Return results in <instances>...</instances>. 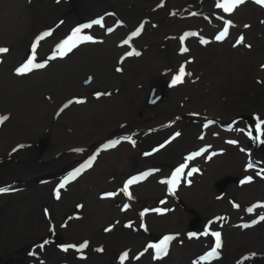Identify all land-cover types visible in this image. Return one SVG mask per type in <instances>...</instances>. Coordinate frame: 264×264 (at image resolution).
Wrapping results in <instances>:
<instances>
[{
	"label": "rangeland",
	"instance_id": "1",
	"mask_svg": "<svg viewBox=\"0 0 264 264\" xmlns=\"http://www.w3.org/2000/svg\"><path fill=\"white\" fill-rule=\"evenodd\" d=\"M14 1V4L9 9L25 7L27 8L24 10L26 13H32L33 7H31V4L35 3L37 0ZM68 1L71 5L64 6L67 7L66 12L63 13L62 16L57 15L48 21H54L60 17L53 26H46L43 24L39 30L37 28H31L28 32L25 31L30 27V25H28L22 32H19L21 28H17L13 31L6 32L2 36L0 35V48L7 49L5 52H0V64L4 62L7 67L9 66L12 53L14 52L13 46L14 43H16L24 49L28 48V46L31 48L21 54L17 51V55H15V59L19 56L15 67V72L19 78L25 80L26 76L39 72L43 67H33L30 71L25 73H18L17 69L27 63L30 58H34V64L44 65V51L39 48V45L49 34L57 30H60L62 33V45L65 46L64 51L66 53L64 55L68 54L71 56L73 53L76 54L77 44L81 42V39L83 37H92L93 35L84 34L88 31L84 30L87 28L84 26L87 24L90 17L87 18V15L82 16V14L77 11L76 8H78V4L74 2L76 0ZM103 1L107 3L111 2L112 4L115 0ZM194 2L195 0H191L190 4ZM65 3V0H52L48 5L49 7L53 5L62 7ZM176 3H178L176 0H159L158 5L165 10ZM181 3L182 2L176 5L179 6ZM5 4L8 3L5 0H0V19L4 24L12 26L14 21L10 22L9 18H4L5 14L1 9ZM218 4L224 6L218 7ZM227 4L228 0H200L197 2V6H195V11L192 12V15L182 18L183 22L182 24H178L177 29L175 28L172 30L170 25L164 20L159 22L157 26V28H161L165 31L169 28L167 31L170 32L169 35L172 40H176L178 44H186L189 47L187 50H183V55L179 56L177 63L172 64L171 62L168 69L173 71V73L167 76L169 80L167 83L169 84H166L172 91L170 92L171 95L169 93L171 99L170 103L173 107L177 105L175 108L180 109L181 112H170L166 115L159 112L156 121L148 119L145 112L150 113L152 110L151 107L160 103L164 104L169 99L164 96L162 91L164 86L151 84L148 89L146 100L143 95L140 102L141 104H139L135 110V119L138 120V123L130 120V127H128L129 122L124 119L129 118L130 115L126 114L122 119L124 122L115 127L119 132L107 133L108 135L105 136V138L94 143L89 150H80L78 148L80 145H71V148L67 151H65V148L63 151L64 157L60 163L63 169L56 175H52L53 173L50 172L55 169V167L48 168L49 160L41 159V157L45 156L42 153L48 150L56 140V133L53 131L58 126L62 128L65 139H76L78 137L77 134L79 131L76 134H69L67 130L68 126L71 124L68 118L70 120H75L74 118L78 114L79 109L74 107L81 104V99L85 101L88 99L85 98V96L92 95L94 98H100L102 103L103 101L115 97L120 90L118 85H123L125 82L124 76L134 72L133 65L138 64L139 61L141 62L145 54L149 53L150 58H153L152 60H159L165 56L163 53L156 50V48L161 47L156 46L161 43L159 38H154L152 40H145L144 38L155 30L148 28L144 31V25H151L154 20H145L146 24L135 22V25L129 27L126 23L122 24L120 21H117L116 17L109 18L107 15L109 14L108 12L105 14L108 19L107 21L102 16L92 17L93 20L100 21V23H96L95 31L102 33L108 32L106 35L112 33L111 41H113V39H118L116 38L118 29L125 30V33L120 36L118 42L115 43L117 49H115L116 53L112 55L114 61L112 68L109 70L102 69V71L109 73V79L111 78V80L109 82H101V86L97 88L93 84L96 82L95 78L90 79L88 76L83 77L79 84L84 87H91V90L82 89L79 91L77 88L73 89V87H70L67 91L62 92V97H57V102H53V100L50 99L51 96L43 93V91L38 92L37 94L42 95L51 103L53 102V105L49 109V116L41 115L39 121L27 125L26 122H24V124L21 123V127L16 131L19 134L13 137L12 140H2V138L4 139L5 136L3 135H6L7 132L11 131V129L17 125L16 119L20 112L17 114L13 113L12 110L8 108L9 103H5V112H0L1 115L7 117V119H4L3 122L0 123V152L2 149H8V152L0 156V163L8 165L13 161V165H9V167H14L20 162L21 166L18 167L20 174H30V176L25 178L28 182L33 181L39 185H47L46 181H52V193H50L55 196L57 202L61 200L72 187L77 185L80 179L87 178L97 172L99 174L96 178L99 186L98 184L86 186L83 188V192L88 194L87 190L90 188L100 189L96 197H93L91 207L93 209L96 202L98 204H104V201L109 200L110 209L105 212L107 221H96L95 224L91 226V230L88 231L90 235H86L87 237H85V235L72 236L73 239H70L74 242V249L70 252L82 253L86 258L80 259L78 264H156L160 261V255H157L156 245H159L165 237H171L167 242L165 258L169 256L172 248L175 246H182V244L187 242H194L201 247L198 250H194V257L188 264H213L218 261L219 264H253L252 261L256 259V254L263 253L264 246L260 244H248L244 242L239 246L237 245L238 242L236 241V244H234L231 238L224 239V235H235L234 232L245 231V229L251 231L256 227L264 228V219H261V217H264V123H261L259 140L256 139L257 132L255 130L257 123L264 121V114L261 113L264 109L260 110V108H254V111H251L247 116L237 114L223 121L218 120L216 122L212 121L210 117H214V114L222 115L219 109L217 108L214 112L212 106L209 105H206L205 108H201L200 104L203 102L202 99L194 98L192 103L195 105L196 110L183 106L182 101L180 104H177V94L189 88L186 85V82L189 80L193 81V89L209 84L214 96L222 95V102H229L232 100L233 96L230 95L228 100H225V97L229 94L223 91L224 76L217 72L208 71L202 63L208 60L215 67L217 65L218 68L226 71L230 69L231 62L234 68V59L236 58L237 52L242 47L247 49L245 55L253 58L256 50L260 49L259 46H252L250 41L242 38V33H245L252 25L249 23L236 24L233 14L234 11H231L228 16L220 20L221 14L228 12L226 10ZM38 12L44 17L45 10H39ZM32 20L35 19L30 18L28 22ZM62 25L63 27H61ZM225 27H227V34L223 39L217 40L216 37L224 31ZM77 29L80 30L79 33H76ZM31 32L33 34L28 39L24 38L22 41L16 42L20 36ZM45 33L48 35H45ZM102 38L104 39L106 36L102 35ZM149 40L150 42L147 43ZM33 45H35V48H33ZM104 45L106 44L102 46ZM68 48H71V50L68 51ZM206 48L207 51L212 50L211 54L202 53L206 51ZM195 50H197V54ZM36 53H38L37 59ZM129 53L132 54L129 55ZM136 53H138V55ZM228 55L233 57V59H230ZM256 62L258 63L254 64L253 75L250 73L249 77L248 75L247 77L250 83L255 81L258 83L256 87L264 89V55ZM181 66H183L185 71L183 82L173 85L172 80L179 74ZM224 66H227V68ZM126 70L130 71L121 76L117 82L112 81L111 72L121 74ZM188 73H190V75H188ZM75 83L78 82L76 81ZM13 86H9L4 76L0 75V92H7L10 87ZM143 87L144 83H138L136 85L128 84L127 89L131 88V91H140ZM246 87L251 86L248 85ZM45 89H50V87H46ZM250 90L251 91H244L241 96L244 95L248 98L254 97L258 91L255 87H251ZM236 91L240 92L238 87H236ZM134 95L135 94H132L127 97L135 99ZM154 95H156L157 98L154 99ZM16 101L18 102V100ZM19 101H21V99H19ZM41 102L42 101L39 100V103ZM22 104L27 105V100L16 103L18 106ZM65 105H67V107H65ZM71 108L72 110H69ZM58 110L60 114L52 113V111ZM32 111H34L32 108L27 110L25 116L29 115ZM186 111L189 113L182 114ZM65 114L68 116H65ZM58 117L59 120L57 121L56 119ZM78 117H80V112ZM188 118L191 120H201L194 122L196 125L191 129L197 131L194 134V138L187 141V145L183 147V151L177 152V154L174 155L175 159H180V162H166V164H168L166 170L159 175V160H155V162L153 160L160 159L158 156L166 150L170 144L179 139L182 134V129L180 127L183 126L182 124H185L183 122ZM2 124L6 125V129L5 125L1 126ZM116 124V122L111 123V125ZM2 127L3 131H1ZM52 127H54L53 131ZM105 129L106 127L102 132H105ZM120 130L122 131L120 132ZM249 132H251V135H249ZM42 135L48 136L45 145H42L40 141L36 140ZM194 139H196V142L191 144ZM115 141H119V143H115L113 147H105L106 145L113 144ZM73 142L74 141H71L69 143ZM110 152L112 153L107 154ZM198 152L200 155H195ZM120 153L128 154L130 159L128 165L134 164V166L130 169L126 168L122 170L120 175L107 174L108 171H112L110 170L111 167L106 169L105 164L103 163L101 165V163L105 159L111 160V158H109L110 156H112L113 159L119 160L121 156ZM33 154L37 155L40 159H30ZM86 154L88 155L86 156ZM93 157H95V159H92ZM189 157H192V159H188ZM54 158L55 156H52L49 159L53 160ZM215 158L221 159L222 163L226 161V163L223 164L222 167L219 166L215 170H212L209 173V177L205 172L207 167L204 166V164H207L211 159ZM28 160H30V162H27ZM90 160L91 166H86ZM138 163L141 165H138ZM177 163L179 165H177ZM250 163L253 165L252 167H248ZM31 164H35L38 168L37 174L31 171L33 168V165L30 166ZM181 167L183 171L181 175L177 177L176 186L173 191H169V181L173 179V173ZM78 169L80 170L79 174L68 180V182L64 184V187L61 188L60 184ZM127 169L130 171L123 175ZM192 169H196V171L192 172L191 176H188L187 173L192 171ZM101 177H103L102 180L105 182L104 184L101 183ZM140 177H143V179H140ZM0 178H3L0 182L9 181L4 177ZM130 180L135 182L129 184L127 191H125V184H128ZM53 181L57 182L56 185ZM109 182H114V185H109ZM218 182H220L221 185L217 186L216 184ZM14 183L15 182H11L8 186H10L11 189H15L17 192H22L28 188L27 182L21 185L19 189ZM258 183L262 185L261 188H251L257 190V192L253 194L248 193V196L242 193V191L251 184L256 185ZM201 184L206 185L207 188L213 185L211 195L206 191L208 194L206 200L213 201V204H211L212 206L210 204L207 206H211L212 208H209V210H213V212H210V215L205 220V225H202L199 219L195 222L191 220L192 222L188 226L180 230L169 223L168 225L172 227L161 232H156L160 217L164 218L167 214L174 213L175 210L177 213H181V211L184 210L186 214L196 212V210H191L186 206L182 197L186 194L187 189ZM159 186L165 188L163 201L161 200L160 194L158 195ZM57 193H59V195H57ZM1 194L2 192H0V195ZM172 204H174V206H171ZM196 204L200 206L202 205V201H198ZM125 205H127V207H125ZM207 206L204 207L203 205L200 208L207 209ZM68 207L71 209L67 208V210L63 211V216H59L57 220L53 219L55 222H60L63 225L58 228V232L53 238L55 247L52 246L51 249L56 253L63 252L64 250L66 238L63 234L67 232L65 229L70 225L69 223L84 218L82 211L84 200L78 199L75 204H68ZM249 209H251V211H249ZM149 217L150 220H148ZM53 220L51 221L53 222ZM116 221H123L118 224L122 229L132 227V231L139 234L137 240L140 242L129 239L125 242H119L120 244H115L114 241L110 242L108 239H105L104 246L108 248L102 247L101 234H104L106 230L109 232L116 231V226H109ZM138 221L140 222V227L139 225H135ZM217 232L220 234L221 246L216 250V255L209 257L208 254L216 245L214 233ZM93 234L100 236V240L91 237ZM179 235H181V237L178 239ZM112 237L113 236H110V239ZM49 239L48 235V240ZM146 239L148 242H146ZM45 241L47 242L46 238L42 240V242ZM98 243H100L99 247L93 249L92 247ZM81 245L84 246L81 247ZM88 246H91V249H88L86 252L85 247ZM146 256H148V258L145 260ZM205 257H207V259H205ZM70 260V262L74 263L73 258H70Z\"/></svg>",
	"mask_w": 264,
	"mask_h": 264
},
{
	"label": "bare ground",
	"instance_id": "2",
	"mask_svg": "<svg viewBox=\"0 0 264 264\" xmlns=\"http://www.w3.org/2000/svg\"><path fill=\"white\" fill-rule=\"evenodd\" d=\"M5 1L8 4H5L1 8L5 14L4 18H9L10 22L14 21V24L12 26L6 25L0 19L1 36L6 32L13 31L17 28H21L19 29V32H22V30L28 25H30V27L25 30L28 32L31 30V28H37L39 30L43 24L46 26H53L60 17L54 21H48L57 15L62 16V14L66 12L67 8L64 6L71 5L68 3V0H65L66 3L62 6L64 8L56 5L49 7L48 4L52 0H37L35 3L31 4V7H33L32 13H26L24 10L27 8L25 7L9 9L14 4V0ZM190 1L191 0H176L178 3L182 2L181 5L178 6L176 5L178 3H176L173 4L172 7L163 10L161 6L159 7L158 5L159 0H115L112 4L111 2L107 3L103 0H76L74 2L78 4V8H76L77 11L81 13L82 16L87 15V18L90 17L86 24L90 26L84 29L88 30L86 31L87 33L85 32L84 34H91L93 36L90 37V39H84L83 37L81 42L77 44V53H73L71 56H69L68 54H59L62 46L61 31L57 30L49 34V36L39 45V48L44 51L43 60L45 63L43 69H41L39 72H35L26 76L25 80L19 78L15 72V67L17 64L16 62L19 58L18 56V58L15 59V55H17V51L20 52L19 54L28 51L29 47L24 49L23 47H20L18 44L14 43V52L12 53L9 66L7 67L6 64L2 62L0 64V75L4 76L6 83L9 86H16L10 87L9 91L7 92H0V112H5V103H9L8 108L11 109L13 113L17 114L20 112V114L16 119L17 125L11 129V131L7 132L6 135H3L5 138H2V140H12L13 137L17 136L19 133L16 131L19 130V127H21V123L24 124V122H26L27 125L29 123L39 121L41 115L49 116V109L53 105V102H57V97H62V92L67 91L70 87H73V89L77 88L79 91L82 89L91 90V87H84L79 84L83 77L88 76L90 79L95 78L96 82L93 84L97 88L98 86H101V82H109L111 80V78L109 79V73L102 71V69L109 70L112 68L114 63L112 55L116 53L115 49H117L115 47V43H117L120 36L125 33V30L118 29L116 35V38L118 39H113V41L110 40L112 39V33L106 35L108 32L102 33L95 31L96 23H94V21L97 20H93L92 17L102 16L107 21L108 19L105 15L107 12L109 13L107 14L109 18L116 17L117 21H120L122 24L126 23V25L129 27L131 25H135V22L146 24L145 20H154L152 21L151 25H144V31L148 28L155 29L151 34L145 36L144 38L145 40L159 38L161 43L156 46L161 47L156 48V50L163 53L165 56L159 60H152L153 58H150L149 53L145 54L141 62L139 61L138 64L133 65L134 72L124 76L125 82L123 85H118L120 90L115 97L110 98L107 101H103L102 103L100 98H94L92 95L85 96V98H88L85 101H82L81 99V104L74 107L79 109L80 117H78V112L74 118L75 120H70L68 118V120L71 121V124L68 126L67 132L69 134H76L79 131L77 134L78 137L76 139H65L63 130L60 126L56 127L55 129L52 127V131L54 129L53 132L56 133V140L48 150L42 153L45 156L41 157L42 160H49L48 168L55 167V169L50 171L53 173L52 175L60 173V171L63 169V166H60V163L64 157L63 151L65 148V151H67L69 148H71V145H80L78 147L80 150H89V148L94 143H97L105 138V136L108 135L107 133L119 132V130H117L115 127L124 122V120L129 122L128 127H130V120L138 123V120L135 119V110L137 106L141 104L140 102L143 95L144 99L146 100L148 89L150 88L151 84H157L158 86L162 87L164 86L162 91L164 96L169 99L164 104L160 103L151 107L152 110L150 113L144 111L148 119L156 121V117L158 116L159 112H162L164 115L169 114L170 112H181L180 109L175 108L177 105H174L173 107V105L170 103L171 99L169 93L172 91L166 84H169L167 83L169 82L167 76L173 73V71L168 69L171 65V62L172 64L177 63L179 56L183 55L182 49L187 47V50L189 47L186 44H178L176 40H172L169 35L170 32L167 31L169 28L165 31L161 28H157V26L159 22L164 20L168 25H170L172 30L175 28L177 29L178 24H182L183 22L182 18L192 15V12L195 11V6H197V2L200 0H195L193 4H190ZM39 10H45L44 17L38 12ZM231 11H234L233 14L236 24L249 23L252 25L245 33L243 32L241 36L243 39L250 41L252 46H259L260 49L256 50L253 58L251 56L247 57L245 55L247 49L242 47L239 49V53L237 52L236 58L234 59V68L231 62L230 69L226 71L218 68L217 65L215 67L208 60L203 62L202 65L205 66L208 71L217 72L224 76L223 91L229 94L225 97V100L227 101L230 95L233 96L232 100L223 103L221 100L222 95L214 96L209 84L193 89L194 85L192 80L186 82V85L189 87L188 89L181 93L178 92L177 94V104H180L182 101L183 106L189 109L196 110L195 105L192 103L194 98L203 100V102L200 104L201 108H205L206 105H209L212 106L214 112L218 108L220 113L224 116L214 114V117H210L212 121L216 122L218 120L223 121L224 119L230 118L237 114L241 116H247L251 111H254V108H260V110L264 109V89L256 87L258 83L255 81L250 83L248 79L250 73L253 75L254 64L258 63L256 61L261 59L264 55V3L258 2V0H243L242 3L233 7ZM231 11L221 14L220 20L228 16ZM30 18H34L35 20L28 22ZM61 27H63V25ZM32 34L33 33L31 32L29 34L22 35L16 40V42H20L24 38L28 39ZM101 34L106 36V38L103 39ZM150 40L147 41V43H149ZM103 44L106 45L102 46ZM211 52L212 50L207 51L206 48V51H203L202 53L209 55ZM195 53L197 54V50H195ZM37 54L38 53H36V59ZM228 56L230 59H233V57L230 55ZM224 67L227 68V66ZM128 71L130 70H126L121 74L111 72L112 81L117 82L118 79H120V77ZM76 81L78 83H75ZM138 83H144V87L140 91H131V88L127 89L128 84L136 85ZM248 85L255 87L256 90H258L254 97L248 98L244 95L241 96L244 91H251V87H246ZM46 87H50V89H45ZM236 87H238L240 92L236 91ZM40 91L50 95V99L53 100V102L51 103L42 95L37 94ZM132 94H135V99L132 97H127L131 96ZM155 98H157L156 95H154V99ZM19 99H21V101L27 100V105H16V103L21 102ZM16 100H18V102ZM39 100L42 102L39 103ZM31 108L34 111L25 116V112ZM69 110H72V108ZM52 113L60 114V111H52ZM187 113L189 112L186 111L182 114ZM261 113L264 114V110ZM126 114H129L130 117L122 120ZM65 116L68 115L65 114ZM0 117H4V115L0 114ZM59 117L56 119L57 121L59 120ZM198 121L201 120H191L188 118L185 122H183L185 124H182L183 128L180 127L182 129V134L180 135L179 139L176 142L170 144L168 148L158 156L160 159L153 160L154 162L155 160H159V175L166 170V166L168 165L166 162H180V159H175L174 155H176L177 152L183 151V147L187 145V141L194 138V134L197 131L195 129H191L196 125L194 122ZM115 122L117 123L116 125H111V123ZM3 125L5 124H2L1 126ZM105 127L106 131L102 132ZM1 131H3V127ZM121 131L122 130H120V132ZM47 138L48 136L42 135L36 140L40 141L42 145H45ZM71 141L74 142L69 143ZM194 142H196V139H194L191 144ZM7 150L8 149H2L0 156H3L2 154H6L8 152ZM111 153L112 152L107 154ZM87 155L88 154H86V156ZM120 155L121 156L119 160L113 159V157L110 156L109 158H111V160L105 159L101 163V165L103 163L105 164L106 169L111 167L110 170L112 171H108L107 174L120 175L122 170L126 168L130 169L134 166V164L128 165L130 162L128 154L120 153ZM52 156H55V158L53 160L49 159ZM30 159L40 158L33 154ZM27 162H30V160ZM225 163L226 161L222 163L221 159L219 158L211 159L207 164H204V166L207 167L205 172L210 177L209 173L212 170H215L219 166L222 167V165ZM9 165H13V161L8 165L0 163V177H4L9 180L0 182V187L8 189V191L2 192L0 195V264H78L80 259H86L85 255L82 253L70 252L74 249V242H72L70 239H73L72 236L80 235H85V237H87L90 235L88 231L91 230V226H93L96 221H107L105 212L110 209L109 200L104 201V204H98L96 202L93 206V209L91 207L93 197H96L97 193L100 192V189L97 190V188H90L87 190L88 194L83 192V188L86 186L98 184L96 179L99 176L98 172L87 178L80 179L78 184L72 187L71 190H69L68 193L57 202L55 196L51 194V187L53 185L52 181H46L47 185H39L33 181L28 182V180L25 178L30 176V174H20L18 168L21 166L20 162H18V165L14 167H9ZM32 165L33 164L30 166ZM138 165L141 164L138 163ZM177 165L179 164L177 163ZM129 169H127L123 175L129 172ZM31 171L37 174L38 168L35 166V164L33 165ZM102 178L103 177H101L100 180L101 183L104 184L105 182L102 180ZM1 179L3 178H0V180ZM11 182H15L14 184L16 187H18V189L21 185H24L27 182L28 188L22 192H17L15 189H11L10 186H8ZM53 182L56 185L57 182ZM109 185H114V182H109ZM216 185H221V183L218 182ZM261 187L262 185L259 183L256 185L251 184L249 187L245 188L242 193H244L245 196H248V193L253 194L254 192H257V190H253L251 188ZM212 190L213 185H210L207 188L204 184L187 189L186 194H184L182 197V200L185 202L187 207H189L191 210H196V212L186 214L184 210H182L181 213H177L175 210L174 213L167 214L164 218L160 217L156 232L167 230L172 226L181 230L188 226L192 222L191 220L195 222L199 219L201 220L202 225H205V220L210 215V212H213V210H209V208H212L211 204H213V201L206 200L208 196L206 191H208L209 195H211ZM164 193L165 188L159 186L158 195L160 194L162 201ZM78 199L84 200V207L82 210L84 218L82 220L71 221L69 223L70 225L65 229L67 232L63 234V236L66 238L64 250L63 252L56 253L51 249L52 246L55 247L53 238L58 232V228L62 227L63 225L62 223L55 222L54 220L59 219V216L61 215L63 216L62 212L67 210V208H70L68 207V204H75ZM198 201H202V205L198 206L196 204ZM208 204L211 206H207ZM203 205L204 207L207 206V209L200 208ZM171 206H174V204ZM51 220H53V222ZM148 220H150V217ZM122 222L123 221H116L109 225L113 227L116 226V231L109 232L106 230L104 234H101L102 247L105 244V239H108L110 242L114 241L115 244H120L119 242H125L129 239L138 241L137 239L139 234L137 232H133L132 227L122 229L118 225ZM169 223H171L172 226H169ZM135 225H139L140 227V222L138 221ZM252 230L250 231L245 229V231L234 232L235 235H224V239L231 238V241L234 242V244H236L237 241V245L239 246H241V244L244 242L248 244L253 243L264 246V228L256 227L253 231ZM48 235L50 238L49 240ZM181 235L178 236V239L181 237ZM110 236L113 237L110 239ZM91 237L100 240V236L98 235L93 234ZM45 238L47 239V242H42V240ZM146 242H148L147 239ZM100 243L92 248H98ZM104 247L108 248L107 246ZM199 248L201 247H199L194 242H187L182 244V246H175L172 248L168 257L165 258L166 253L160 255V261L156 264H188L189 261L194 257V250H198ZM88 249H91V246L85 247L86 252ZM256 255V259H253V261L251 260L253 264L264 263V251L263 253H257ZM70 258H73L74 263L70 262ZM147 258L148 256L145 257V260ZM218 262L213 264H219Z\"/></svg>",
	"mask_w": 264,
	"mask_h": 264
},
{
	"label": "snow or ice",
	"instance_id": "3",
	"mask_svg": "<svg viewBox=\"0 0 264 264\" xmlns=\"http://www.w3.org/2000/svg\"><path fill=\"white\" fill-rule=\"evenodd\" d=\"M243 0H228V4H227V7H226V10L227 11H231L233 7H235L236 5L242 3ZM258 2H262L264 3V0H258ZM218 7H223L224 5H221V4H218L217 5ZM94 23H100L99 20L97 21H94ZM90 25H85L84 27H89ZM79 29L76 30V33H79ZM227 34V27H225L224 31L221 32L217 37L216 39L217 40H220V39H223V37ZM45 35H48L47 33H45ZM194 35V34H193ZM84 39H90V37H84ZM127 43V41H126ZM74 46V45H73ZM64 47L65 46H61V51H60V55H64L66 54L65 51H64ZM33 48H35V45H33ZM68 51L71 50V48H68L67 49ZM182 50H186V49H182ZM7 51V49H4V48H0V52H5ZM132 53H129V55H131ZM138 55V53H136ZM33 59L34 58H30L27 63H25L22 67L18 68L17 69V72L18 73H25V72H28L31 70V68L35 67V68H41V67H44L43 64H34L33 63ZM184 75H185V71H184V68L183 66H181L180 70H179V74L177 76H175L172 80V84L175 85L177 83H181L183 82V78H184ZM188 75H190V73H188ZM65 107H67V105H65ZM4 119H7V117H0V123L3 122ZM261 123H264V121H261V122H258L257 125H256V132H257V136H256V139L259 140L260 138V133H261ZM249 135H251V132H249ZM130 139V138H129ZM115 143H119V141H115L113 142V144H109V145H106L105 147H113L115 145ZM195 155H200V153H196ZM92 159H95V157H93ZM188 159H192V157H189ZM86 166H91V160L88 162V165ZM253 165L250 163L248 165V167H252ZM79 169L76 170V172H74L71 176H69L68 178L65 179L64 182H62L60 184V187L63 188L64 187V184L68 182V180L74 178L77 174H79ZM183 171V168H178L176 170L175 173H173V179L169 181V184H170V188H169V191H173L175 186H176V183H177V177L179 175H181ZM196 171V169H192V171L188 172L187 175L188 176H191L192 175V172ZM140 179H143V177H140ZM135 181L133 180H130L128 181V184H125V187H124V190L127 191V188H128V185L131 184V183H134ZM5 191H8V189L6 188H0V192H5ZM57 195H59V193H57ZM125 207H127V205H125ZM249 211H251V209H249ZM261 219H264V217H261ZM215 237H216V245L215 247L212 249V251L208 254L209 257L211 256H214L217 254V249L220 248V234L217 232V233H214ZM171 239V237H165V239L163 241H161V243L159 245H156V249H157V255H162V254H165L166 253V247H167V242ZM84 245H81V247H83ZM205 259H207V257H205Z\"/></svg>",
	"mask_w": 264,
	"mask_h": 264
},
{
	"label": "water",
	"instance_id": "4",
	"mask_svg": "<svg viewBox=\"0 0 264 264\" xmlns=\"http://www.w3.org/2000/svg\"><path fill=\"white\" fill-rule=\"evenodd\" d=\"M29 47V46H28ZM31 48L29 47V49L28 50H30Z\"/></svg>",
	"mask_w": 264,
	"mask_h": 264
}]
</instances>
